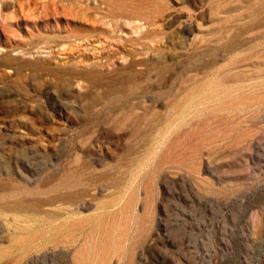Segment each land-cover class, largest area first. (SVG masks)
I'll return each mask as SVG.
<instances>
[{"label": "rangeland", "instance_id": "1", "mask_svg": "<svg viewBox=\"0 0 264 264\" xmlns=\"http://www.w3.org/2000/svg\"><path fill=\"white\" fill-rule=\"evenodd\" d=\"M22 239L264 264V0H0V264Z\"/></svg>", "mask_w": 264, "mask_h": 264}, {"label": "crops", "instance_id": "2", "mask_svg": "<svg viewBox=\"0 0 264 264\" xmlns=\"http://www.w3.org/2000/svg\"><path fill=\"white\" fill-rule=\"evenodd\" d=\"M21 247H20V252H18L19 256L21 258V261L22 264H28L29 262V258H28V254L27 251H28V247H29V242L28 240H25V239H22L19 241ZM19 263V262H18Z\"/></svg>", "mask_w": 264, "mask_h": 264}]
</instances>
